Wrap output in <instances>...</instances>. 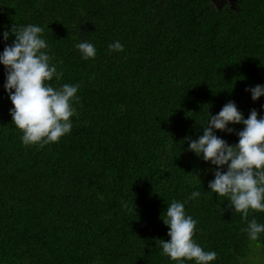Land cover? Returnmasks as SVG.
<instances>
[{
    "label": "trees",
    "instance_id": "obj_1",
    "mask_svg": "<svg viewBox=\"0 0 264 264\" xmlns=\"http://www.w3.org/2000/svg\"><path fill=\"white\" fill-rule=\"evenodd\" d=\"M16 24L43 27L42 51L63 72L46 83L79 84V102L70 133L24 145L0 63V264H179L159 245L173 200L217 253L209 264H264V232L245 231L264 212L242 219L208 187L217 166L189 150L229 101L264 117V95L245 90L264 85V0H0V54ZM85 41L94 58L76 48ZM228 127L213 131L234 145L244 125Z\"/></svg>",
    "mask_w": 264,
    "mask_h": 264
},
{
    "label": "clouds",
    "instance_id": "obj_2",
    "mask_svg": "<svg viewBox=\"0 0 264 264\" xmlns=\"http://www.w3.org/2000/svg\"><path fill=\"white\" fill-rule=\"evenodd\" d=\"M44 29L41 26L13 25L10 31L3 33L4 40L15 36L11 45H6L0 54V63L6 69L5 89L13 104L10 109L12 122L23 133L24 145H39L57 142L70 133L74 114L72 101L79 102L76 95L79 84L64 83L54 88L46 83L55 76L62 79L63 72L50 65V56L42 51L48 45L41 38ZM76 48L84 59L94 58L96 49L89 42H80ZM111 51H122L123 45L116 41L108 45ZM255 101L264 95V85L246 88ZM264 107V106H262ZM244 125L237 135L238 143L229 145L224 139L214 134L213 129L235 131L229 124ZM189 150L197 156L202 154L205 161H210L214 169V179L208 187L218 196L228 197L229 206L242 214L247 221L249 210L264 212V117L258 118L256 109H252L247 119L232 101L226 103L216 115L208 113L207 126L203 135L191 140ZM227 166V170H223ZM200 191H194L189 199L198 198ZM128 207L127 204L124 205ZM163 222L169 227V240L159 239L162 255L183 264L194 260L196 264H209L216 259L217 253L205 251L193 240L197 221L186 215L184 203L173 200L164 212ZM245 231L250 240L258 239L264 232V224L252 219Z\"/></svg>",
    "mask_w": 264,
    "mask_h": 264
},
{
    "label": "rangeland",
    "instance_id": "obj_3",
    "mask_svg": "<svg viewBox=\"0 0 264 264\" xmlns=\"http://www.w3.org/2000/svg\"><path fill=\"white\" fill-rule=\"evenodd\" d=\"M217 7L222 6L225 2H232V0H211Z\"/></svg>",
    "mask_w": 264,
    "mask_h": 264
},
{
    "label": "water",
    "instance_id": "obj_4",
    "mask_svg": "<svg viewBox=\"0 0 264 264\" xmlns=\"http://www.w3.org/2000/svg\"><path fill=\"white\" fill-rule=\"evenodd\" d=\"M229 4L233 5L234 4V0H232V2H229Z\"/></svg>",
    "mask_w": 264,
    "mask_h": 264
}]
</instances>
